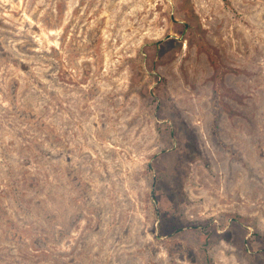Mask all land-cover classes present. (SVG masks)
Returning <instances> with one entry per match:
<instances>
[{
	"label": "rangeland",
	"instance_id": "rangeland-1",
	"mask_svg": "<svg viewBox=\"0 0 264 264\" xmlns=\"http://www.w3.org/2000/svg\"><path fill=\"white\" fill-rule=\"evenodd\" d=\"M0 264H264V0H0Z\"/></svg>",
	"mask_w": 264,
	"mask_h": 264
},
{
	"label": "trees",
	"instance_id": "trees-1",
	"mask_svg": "<svg viewBox=\"0 0 264 264\" xmlns=\"http://www.w3.org/2000/svg\"><path fill=\"white\" fill-rule=\"evenodd\" d=\"M223 1H225L227 4L230 2V0H223Z\"/></svg>",
	"mask_w": 264,
	"mask_h": 264
}]
</instances>
